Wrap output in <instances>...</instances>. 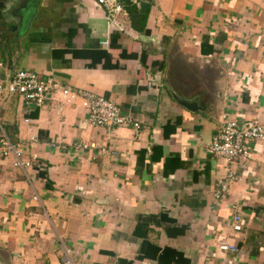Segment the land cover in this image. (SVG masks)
I'll return each mask as SVG.
<instances>
[{"label": "crops", "instance_id": "crops-1", "mask_svg": "<svg viewBox=\"0 0 264 264\" xmlns=\"http://www.w3.org/2000/svg\"><path fill=\"white\" fill-rule=\"evenodd\" d=\"M117 1L112 18L96 0H26L0 39V82L29 70L141 126L90 125L59 93L36 108L6 96L0 126L32 166L0 157V263L264 264V142L219 198L224 161L206 150L225 119L264 115V0H130L137 22Z\"/></svg>", "mask_w": 264, "mask_h": 264}, {"label": "built area", "instance_id": "built-area-1", "mask_svg": "<svg viewBox=\"0 0 264 264\" xmlns=\"http://www.w3.org/2000/svg\"><path fill=\"white\" fill-rule=\"evenodd\" d=\"M98 4L105 5L115 18L124 9L117 0H96ZM103 45L109 46L107 40L101 41ZM2 63L0 62V66ZM59 93L65 103L74 102L80 99V104L87 110V122L93 126L119 127L131 126L137 135L140 130V123L128 114H123L116 102L105 98L101 94L84 90L81 88L62 85L51 77L39 78L34 72L29 70H17L7 82H0V102L9 95L18 94L26 106L40 107L44 104L50 94ZM59 104L58 110L62 109ZM29 121L28 118L25 119ZM0 157L11 154L13 165L24 169L32 166L30 160L22 159V149L10 141L8 136L0 126ZM256 140L264 142V115L243 121L241 124L235 119H225L221 129L213 134L211 140L206 144V150L216 158L224 161V176L218 180L215 190V198L221 197L227 190L229 182L236 178V170L233 167L235 161L244 164L249 157L250 141ZM73 151L100 149L105 151V146H98L96 142L78 141L72 144ZM37 199L35 195L33 197ZM237 229L239 225L232 223ZM218 248L225 251L231 248L227 243L220 242ZM65 260L71 263V254L78 253L76 249L64 248Z\"/></svg>", "mask_w": 264, "mask_h": 264}, {"label": "water", "instance_id": "water-1", "mask_svg": "<svg viewBox=\"0 0 264 264\" xmlns=\"http://www.w3.org/2000/svg\"><path fill=\"white\" fill-rule=\"evenodd\" d=\"M20 1L18 4H14V5L9 4L8 2L0 3L1 4L0 16L1 18H4V23L1 24L2 25L1 27L6 28L5 31H0V39L3 38L4 35L6 36L7 33H10L12 31L10 28L11 24L13 26V23H14V28H15L21 25V23H23L24 16L22 14L21 7L26 0H20ZM15 30L13 32H15ZM15 37H16V34H15ZM185 106L187 108L193 109L197 107V104L186 103Z\"/></svg>", "mask_w": 264, "mask_h": 264}, {"label": "trees", "instance_id": "trees-1", "mask_svg": "<svg viewBox=\"0 0 264 264\" xmlns=\"http://www.w3.org/2000/svg\"><path fill=\"white\" fill-rule=\"evenodd\" d=\"M121 1L124 3V5L126 7L129 8L132 21L136 20V22H137V20H139V19L143 20V17L140 16V18H139V15H141V14L140 13L138 14L135 12L134 4H132V2L130 0H121ZM141 7H142V11L147 12V5L146 4H141Z\"/></svg>", "mask_w": 264, "mask_h": 264}]
</instances>
